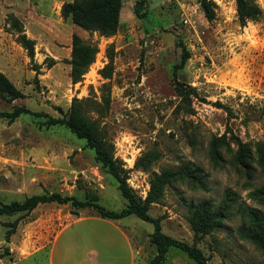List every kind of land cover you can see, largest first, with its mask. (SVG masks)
Masks as SVG:
<instances>
[{
	"label": "rangeland",
	"instance_id": "374dc122",
	"mask_svg": "<svg viewBox=\"0 0 264 264\" xmlns=\"http://www.w3.org/2000/svg\"><path fill=\"white\" fill-rule=\"evenodd\" d=\"M68 1L0 0V71L24 93L14 99L0 91V113L33 112L12 122L0 115V205L53 193L94 205L49 202L0 214V264H51L63 233L87 219L105 220L124 233L132 264H152L158 253L155 222L134 213L102 215L96 204L114 212L129 204L119 180L97 161L86 140L66 124L49 122V116L68 118L76 99L102 128L118 171L142 203L153 171L187 164L203 169L206 188L174 182L151 204L148 212L163 233L199 247L209 264H264V252L239 234L244 207L264 214V205L252 196L264 178L259 168L249 177L234 161L236 137L264 142V0H255L261 18L246 25L236 0H206L213 19L202 6L192 9L193 0H150L144 17L134 10L139 0H123L119 29L111 36L64 17ZM76 37L98 50L78 82L72 77ZM111 56L113 69L105 77L102 69ZM223 134L230 148H222L224 161L217 164L209 143ZM149 151L159 158L150 170L137 167ZM228 189L237 197L231 214L212 233L197 235L189 220L193 204L212 200L219 208ZM163 264L197 263L172 247Z\"/></svg>",
	"mask_w": 264,
	"mask_h": 264
},
{
	"label": "trees",
	"instance_id": "16d2710c",
	"mask_svg": "<svg viewBox=\"0 0 264 264\" xmlns=\"http://www.w3.org/2000/svg\"><path fill=\"white\" fill-rule=\"evenodd\" d=\"M236 1L238 17L242 25H246L249 21H258L261 18L263 10L255 0ZM201 3L207 17L213 19L214 12L211 4L206 0H203ZM149 4L150 0H139L134 7L136 14L140 17L146 16L148 12L145 8ZM122 7L123 0H72L63 4L62 14L64 17L71 16L75 23L85 29L100 31L103 35L111 36L116 34L119 29ZM24 38L27 39L26 36ZM27 45L30 51L33 52L34 47L32 42L29 43L27 41ZM97 51L96 47L81 45L76 37L72 65L74 82L82 80L83 75L94 62ZM187 58V55L184 54L182 63H185ZM110 60L102 69L105 77L111 76L113 56L110 57ZM0 91L10 95L14 99L24 96V93L1 71ZM84 104L85 102L83 100H74L71 104L68 118H53L49 116V122L53 124H66L79 138L86 140L88 147L94 150L97 161L119 180L121 190L128 198L129 204L121 212L105 210L102 206L96 204L102 215L110 218H119L134 213L146 221L155 222L156 231L152 235V241L157 245L158 253L152 264H163L172 247L180 248L186 252L197 264H209L208 259L199 247L163 233L158 220L152 218L148 212L151 204L160 202L165 195L167 186L174 182L193 181L199 187L206 188L203 169L199 166L187 164L177 168H168L161 172L153 171L148 196L145 202L142 203L129 190L125 177L120 174L116 167L105 133L96 120L87 116ZM22 113L33 112L29 109L20 108L11 113H0V115L9 117V121L12 122ZM34 114L41 115L42 113ZM236 143L238 150L234 156L235 163L241 166L248 175H251L249 177H252V172L257 171L259 168L264 178V142L252 144L236 137ZM223 147L230 148V141L227 135H214L209 143V155L214 163L221 164L224 161ZM158 158V152L149 151L139 158L136 166L150 170L152 163ZM252 196L260 204L264 205V180L260 186L253 189ZM236 201V193L228 189L219 208H215L212 200H204L193 204L189 220L195 233L197 235L212 233L213 230L221 225L223 217H228L231 214L233 204ZM49 202L71 203L76 208L94 205L89 200H80L74 196H62L59 193L42 194L28 197L24 202L0 205V214H14L26 210L31 211L39 204ZM244 213L246 214V220L239 227L240 236L254 243L264 252V214L259 209L250 207H244Z\"/></svg>",
	"mask_w": 264,
	"mask_h": 264
},
{
	"label": "crops",
	"instance_id": "0c3cea01",
	"mask_svg": "<svg viewBox=\"0 0 264 264\" xmlns=\"http://www.w3.org/2000/svg\"><path fill=\"white\" fill-rule=\"evenodd\" d=\"M130 243L110 222H74L59 239L51 264H132Z\"/></svg>",
	"mask_w": 264,
	"mask_h": 264
},
{
	"label": "built area",
	"instance_id": "2783aa9c",
	"mask_svg": "<svg viewBox=\"0 0 264 264\" xmlns=\"http://www.w3.org/2000/svg\"><path fill=\"white\" fill-rule=\"evenodd\" d=\"M193 1H194V3H193L194 5H193L192 9H193L194 7H195V10H196V9H199V8L201 9V6H202L201 1H198V0H193ZM182 19L185 20L186 22L188 21V20H187V16H185V15L183 16Z\"/></svg>",
	"mask_w": 264,
	"mask_h": 264
}]
</instances>
